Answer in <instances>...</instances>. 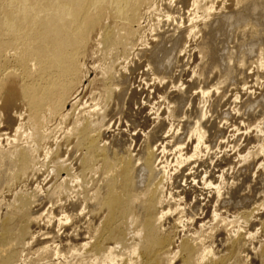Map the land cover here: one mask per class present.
Instances as JSON below:
<instances>
[{
	"label": "bare ground",
	"instance_id": "obj_1",
	"mask_svg": "<svg viewBox=\"0 0 264 264\" xmlns=\"http://www.w3.org/2000/svg\"><path fill=\"white\" fill-rule=\"evenodd\" d=\"M190 1L178 0V5L187 7ZM169 2L168 5L163 4L166 20H158L152 29L154 36L147 40L143 32L144 23L147 15L150 17L159 10L155 0H0V114L5 116L7 125L22 121V115L12 114L16 107L21 106L29 113L31 126V131L26 132L25 124H19L12 148L5 149L0 145V191L11 189L37 174V167L42 163L38 155L39 143L45 138L41 128L52 118L61 117L63 123L68 122L78 110V96H81L80 91L85 88L86 78L91 73L86 63L89 55L102 52L106 59L113 55L116 61L135 55L141 61L171 70L183 59L186 41L202 27V45L208 49L211 65H215L222 57L215 53L214 48L220 42H226L218 35L223 34L228 40L232 29L247 22L238 17L240 13L247 11V19L264 25V0H239L242 6L236 14L220 16L203 24L193 19L188 27L181 19L177 20L178 23L174 19L176 24H169L173 20L171 14H178L181 9L174 7L177 5H174V0ZM201 3L193 0L192 6L200 8ZM211 10L213 6L207 8L206 13ZM225 22L229 23L226 31L222 27ZM249 29L248 32L243 31L252 33L256 25H250ZM255 43L248 44L240 52L243 62L256 52ZM233 61L230 54L225 74L227 79L232 76ZM129 65L127 63L131 67ZM92 69L101 72L100 81L105 87L100 96L105 97L107 106L102 110L96 104L95 110L81 111L72 120V129L65 134L64 143L73 144L74 152L80 153L74 156L77 168L62 159L60 149L54 157L48 154L52 173L62 181L52 189L49 197L40 203L41 197L22 192L16 194L15 200L8 205L6 213L0 217V264H13L19 259L32 229L42 225L47 231L38 237L41 244L33 250L36 264H246L248 257L245 252H248L249 239H254L255 234H243L241 222L247 224L255 211H263L264 205L244 212L242 219L234 218L230 223L232 229L224 224V227H230L228 234L232 231V235H227L221 249L212 247L214 243L208 245L204 235L178 238L177 230L181 226L186 227L192 218L187 220V216L182 214V217L173 218L168 226L165 224L169 214H173V209L169 208L171 203L164 200L165 185L174 178L162 161V154L167 149L147 142L141 151L134 154L131 147L120 144L113 149L107 145L110 137L107 138L108 132L103 129L106 118L111 113L124 114L129 106V96H136L128 77L123 74L130 70L127 68L123 72L124 69L120 68L122 74L118 77L119 72L113 65L99 63ZM98 78L95 76L89 85L97 83ZM186 99V96H180L181 105L175 112H182ZM246 106L248 109L264 106V93L257 100L248 101ZM80 114L84 117L80 118ZM207 133L197 127L195 139H189H194L190 151L184 154L183 146L176 145L180 152L175 170L199 157L202 147L207 144ZM98 161L102 165L96 170H101L102 174L93 195L86 197L82 191L85 201L78 199L73 204L61 206L57 213L45 216L43 211L48 202L58 203L64 197L63 184L79 183L88 172L95 170ZM74 168L79 170L78 175L72 173ZM208 185L213 184L208 182ZM236 190L232 188L226 194L228 211L244 205L243 200H237ZM215 195L220 202L221 191H216ZM37 203L40 206L35 210L33 205ZM166 203L169 204L167 211ZM179 203H175L177 210ZM260 216L258 225L264 236V211ZM220 217L216 211L214 219ZM78 226L80 229L72 230L74 233L66 240L62 234L59 235L61 229L70 231ZM224 231L222 229L223 234ZM254 255V264H264V240L251 256Z\"/></svg>",
	"mask_w": 264,
	"mask_h": 264
},
{
	"label": "rangeland",
	"instance_id": "obj_2",
	"mask_svg": "<svg viewBox=\"0 0 264 264\" xmlns=\"http://www.w3.org/2000/svg\"><path fill=\"white\" fill-rule=\"evenodd\" d=\"M155 1L156 8L159 10L152 13L153 15L150 17L147 15L144 23L143 32H145L144 35L147 40L149 38L151 40L154 36L155 33H152V29H155L158 20L164 18L163 4L172 0ZM174 1V5L177 4L174 7L181 9L178 14H174V12L171 14L173 20L171 19L169 24H176L177 20H182L185 27L190 26L193 19L198 24H203L204 22L211 23L220 16L236 14L237 9L242 6L239 0H200L202 2L200 8L192 6L193 0L187 7L182 6V4H180L181 6L178 5V0ZM211 6H213V10L209 14L206 13V9ZM181 12L183 18H181ZM247 14V11H243L238 15L240 18L246 19L247 22L238 24L236 29H232L233 33L228 40L223 34L218 35V38L221 40L224 38L226 42L223 44L220 42L214 48L215 53L222 57L221 61L215 65H211L208 49H204L202 45L204 41L203 31H200L202 27L196 29V35L191 36L186 41V53L182 54L183 59H180L171 70L141 61L135 55L130 56L129 60L117 61L113 55L106 59L102 52L89 55L86 63L87 69L91 73L86 78L85 88L80 91L81 96H78V110L72 114L68 122L63 123L61 117H57L52 118L42 126L41 129L45 132V138L39 143L38 155L42 163L37 167L38 172L28 181L17 183L11 189L0 191V217L6 213L8 205L15 200L16 194L22 192L36 194L41 197L39 201L41 203L42 200L49 197L52 189L62 182L52 173L51 159H48L49 153L51 157H54L58 149L62 150V159L67 160L68 165L72 164V167L77 168L74 156H79L80 153L74 152L73 144L64 143L65 134L72 129V120L81 111L95 110L96 104L99 106L98 109L102 110L107 106L105 97L100 96L105 87L104 82L100 81L101 72L92 68L98 66L99 63L108 66L113 65L117 73L119 72L117 75L119 77L126 65L123 72L128 69L130 71L123 74L128 77L130 86L132 85V89L136 91V96H129V106L126 107L124 114L118 116L111 113V116L106 118L103 129L108 132L107 138L110 137L107 145L109 144L108 146L113 149L120 144L124 147H131L134 154L141 151L147 142H151L158 148L165 147L167 152L162 154V161L164 165H167L169 174L172 173V178L174 177L165 185L164 200L169 201L168 203L171 205L169 207V204L166 203L164 207L166 211L168 207L173 209V214H169V220L165 223L166 226L173 221V218L182 217L184 214L183 216H187V220L189 217L192 220L188 222L186 227L181 226L177 230L178 238L183 235H204L207 236L205 239L208 245L214 243L211 246L215 249L223 247L225 238H228L227 235L230 237L232 235V231L230 230L231 234H228V230L232 226L230 223L234 221V218L242 219L244 212L264 205V106H256L253 109H248L246 106L248 101L257 100L264 93V25L257 24L250 18L247 19ZM164 20L166 19L164 18ZM228 25L227 22L223 24L222 27L225 31L229 28ZM250 25H256V30L252 33L250 31L248 34ZM243 30H247V32ZM253 42H256L253 45L257 46V50L248 61L243 62L240 52ZM230 54L234 61L231 68L232 76L227 79L225 74L229 67ZM127 63L134 67H128ZM116 66H120L122 70ZM134 68L135 70H133ZM129 72H132L131 75ZM95 76L100 77L98 78L99 81L94 85H89ZM183 95L187 98L186 105L182 112H175L176 108L179 109V105H181L179 100L180 96ZM12 114L13 116L22 115L20 118L22 121L17 120L16 123L7 125L4 120L5 116L0 114V145L5 149L14 146L15 130L20 123L25 124L26 132L31 131L29 113H26L23 107H16ZM82 117L84 116L80 114V118ZM95 118H97L96 115ZM119 120L121 122H117ZM113 121H116V124ZM197 127L208 132L207 144L202 147L199 157L175 170L177 168L175 166H178L176 163L178 161L177 155L179 156L180 152V148L176 147L178 145L183 146L181 147L183 154L188 152L191 148L190 144L195 139L194 133ZM191 137L194 139L189 140ZM162 139H166L168 143ZM163 156L166 157L163 158ZM96 163L95 170L102 165L99 161ZM76 168L72 173L78 175L79 170ZM95 170L88 172L84 179L79 180V183H64L62 192L64 197L58 203L48 202L43 211L44 215H49V213L52 215V212L57 213L58 208L73 204L78 199L85 201L84 195L86 197L92 196L99 185L102 174L101 170H96V172ZM177 176L179 178L176 181ZM208 182H212L213 185L209 186ZM179 185L181 186L179 187ZM232 188L237 189V200H243L244 205L228 211L229 201L226 194ZM82 191L84 195L81 193ZM216 191H221L220 202L216 198ZM40 203L33 205V209H38ZM175 203H179L178 210ZM216 211L221 215L217 220L214 219ZM263 211H255L254 216L247 224L241 222L243 234H246L245 232L255 234L253 235L254 239L251 238L248 242V252H245L248 257L246 264L256 263L255 255L252 256L264 240L263 231L258 225L261 218L260 214ZM55 215L57 214L53 216ZM223 218L226 219L227 223L223 221ZM224 224L230 227L227 225L224 227ZM65 229L59 230L61 231L59 235L62 234L63 239H68L67 237L71 236L75 229H80V226L74 227L70 231ZM222 229L223 231L226 230L224 234ZM46 231L43 225L34 227L26 240L27 245L20 251V258L15 260L13 264L38 263L33 255V250L40 246L41 242H39L38 237ZM211 235L212 237L216 236L209 237ZM52 236L49 235V237ZM56 245L54 244V246Z\"/></svg>",
	"mask_w": 264,
	"mask_h": 264
}]
</instances>
